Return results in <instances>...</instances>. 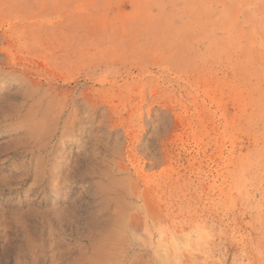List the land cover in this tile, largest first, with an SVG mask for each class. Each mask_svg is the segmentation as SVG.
Here are the masks:
<instances>
[{
  "label": "rangeland",
  "instance_id": "obj_1",
  "mask_svg": "<svg viewBox=\"0 0 264 264\" xmlns=\"http://www.w3.org/2000/svg\"><path fill=\"white\" fill-rule=\"evenodd\" d=\"M122 148L133 225L99 193ZM86 258L264 264V0H0V264Z\"/></svg>",
  "mask_w": 264,
  "mask_h": 264
},
{
  "label": "bare ground",
  "instance_id": "obj_2",
  "mask_svg": "<svg viewBox=\"0 0 264 264\" xmlns=\"http://www.w3.org/2000/svg\"><path fill=\"white\" fill-rule=\"evenodd\" d=\"M65 126H66V122H65ZM117 137L119 138L118 135ZM127 151H128L127 148L125 149L122 148L119 150V153L116 151L113 152L114 155L111 160H106V161L102 160L103 165L99 169L98 173L100 175V178L104 180L105 184L104 186H102V190L99 191V193L102 196L105 211L109 215V219L112 223H116V224L126 223V224L133 225L134 223H137V221H139L138 218L140 215L138 216V214L136 212H132V210L137 209V208L141 209V206L136 207L135 204L144 200V195L140 191L139 184H138L139 183L138 178L140 179L139 175H141L142 172L138 174L136 170L132 171L134 167L133 169H131L127 166V164L124 163V160L127 159ZM161 152L163 153V156H164L165 152L164 151H161ZM146 158L148 159V161L146 162L145 167L152 168L153 166L157 164L155 160V154H148L146 155ZM164 160H165V156H164ZM78 167L80 170L83 167L80 161H78ZM85 169L79 171L78 174H76L75 183L77 186L76 188H77V193H78V196H77L78 202H82L83 193H85V191L88 188H91V185L93 184V183H89L88 186H85V187L83 186L84 181H87V179H90V180L93 179V173H90V172L86 173ZM101 245L103 247L106 246V244H101ZM83 248L85 249V252L87 253L91 252L95 256L94 259L101 255L100 249L96 248L95 243L93 244L92 242H87ZM66 253H69V251H66ZM94 259L86 258V260L89 261V264H94ZM66 264H74V263L68 262Z\"/></svg>",
  "mask_w": 264,
  "mask_h": 264
}]
</instances>
